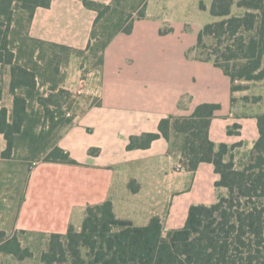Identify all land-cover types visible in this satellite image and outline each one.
<instances>
[{"label":"trees","instance_id":"16d2710c","mask_svg":"<svg viewBox=\"0 0 264 264\" xmlns=\"http://www.w3.org/2000/svg\"><path fill=\"white\" fill-rule=\"evenodd\" d=\"M147 1L143 0L144 8L138 12L136 20L145 18ZM50 2L0 0V64L9 67V92L13 96L10 112L5 107L0 108V134L6 143L2 159L11 157L14 140L25 128L28 129V98H36L42 109V124L49 131L45 134L46 139L56 127L74 121V117L66 118L65 114L69 111L66 107L69 99L75 96L59 88V84L63 79L61 67L76 52L32 39L27 33L34 11L48 8ZM118 2L114 0L112 5H101L82 0L86 8L97 12L94 44L100 40L95 31L97 23ZM233 7L241 13L233 14ZM201 8L205 10V6ZM209 13L220 20L204 25L199 31L192 49L199 53L193 59L219 68L230 80L231 94L247 89L242 82L264 84V0H211ZM133 22L130 20L116 33L130 34ZM18 28H23V35ZM170 32L172 29L159 34ZM116 33L101 45L98 68L102 64L101 53ZM38 63L44 67H39ZM46 70L51 74L46 75ZM38 81L40 86L48 85L46 96L36 89ZM231 102L234 99L231 98ZM218 110L219 104L203 103L197 105L189 116L163 118L158 123L157 133L130 136L126 149L145 150L153 141L163 138L168 145V154L179 156L180 168L191 175L199 164H212L219 175L215 187L225 188V196H220L210 206H190L184 226L165 235L158 217L139 227L129 220L116 218L110 201L89 206L80 230L69 226L65 234L49 236L48 249L41 254L40 262L264 264V113L256 117L258 138L247 163L241 169H235L231 161L224 162L227 146L220 144L216 149L209 140V126ZM45 138L41 136L42 140ZM94 152L96 149L91 150ZM43 162L78 165L58 146L50 149ZM0 253L19 262L33 258L29 249L21 247L16 235L2 230Z\"/></svg>","mask_w":264,"mask_h":264},{"label":"crops","instance_id":"0c3cea01","mask_svg":"<svg viewBox=\"0 0 264 264\" xmlns=\"http://www.w3.org/2000/svg\"><path fill=\"white\" fill-rule=\"evenodd\" d=\"M87 1L101 5H112L114 2ZM96 18L97 12L86 8L82 0H51L48 8H37L34 11L28 28L30 38L76 52L61 67L63 79L59 88L77 94L78 97L71 124L56 127L59 131L57 134L53 133L56 129L51 132L46 139V147L36 157L30 155L32 151L29 145L32 142L25 143L27 149L24 150L29 155L20 162H12L32 165L26 174L25 191L12 227L8 231L4 229L0 215V230L16 235L22 248L31 250L38 245L39 248H45L51 234H65L69 226L80 230L86 208L105 201L111 202L116 218L129 220L135 226H145L151 218L158 217L165 235L170 230L184 226L190 206H210L220 196H225V188L215 187L219 175L215 173L212 164H199L191 175L178 168L179 156L168 154V145L163 138L153 141L145 150L126 149L130 136L157 133L158 123L163 118L189 116L197 105L203 103L219 104L220 110L214 114L208 136L216 149L220 144L227 146L224 162L231 161L235 169H241L247 163L258 138L257 116L240 114L248 103H244L245 98L241 100L243 96H236L244 91L231 94L230 80L228 98L214 99L210 92L198 101L190 96L180 97L176 102V111L174 108L157 112L154 97H150L149 92L146 98H130L124 93V89H129L124 83L120 86L122 90L117 87L116 90L105 91L97 83H101L104 78L106 64L117 62L118 51H115L119 41L122 37H131L135 23L141 20L133 22L130 34L118 32L111 38L101 53L102 64L96 70L94 65H87V62L89 64L92 61L90 53L94 45ZM9 85V67L0 64V108L5 107L10 112L13 96L9 92ZM147 85L144 84V87L147 88ZM47 87L40 86L38 81L36 89L46 96L49 93ZM81 87L82 92L78 94ZM231 98L234 102H231ZM26 102L39 106L36 98H28ZM28 115H31L29 110ZM38 115L42 116V111ZM234 125L239 128L232 130ZM229 131L235 133L229 135ZM24 132L32 136L40 134L34 128H25ZM24 132L17 137H21ZM53 146L68 153L78 165L43 162V157ZM5 147V140L0 134V164H12L9 159L16 147L9 159H2L1 153ZM92 149H96V152L91 153ZM167 158H176L170 176H184L182 181L188 183V187L181 185L176 191L171 190V185L170 196L167 195ZM156 160L159 166L155 169L148 168L139 174L124 170L127 164H151L150 161L155 163ZM3 175L14 180L12 173L4 172Z\"/></svg>","mask_w":264,"mask_h":264},{"label":"rangeland","instance_id":"374dc122","mask_svg":"<svg viewBox=\"0 0 264 264\" xmlns=\"http://www.w3.org/2000/svg\"><path fill=\"white\" fill-rule=\"evenodd\" d=\"M142 4L143 0H119L116 7L102 16L95 28L100 40L91 48L92 61L89 64L87 62V65L90 67L94 65L95 69L98 70L97 61L100 56L101 45L112 34L127 26L130 20L135 21L138 12L144 8ZM210 4L211 0H148L147 17L135 23L131 37H122L123 39L119 41V46L115 51L116 53L118 51L117 62L112 61L106 64L104 78L102 77V82H98L97 85H102L104 90L108 92L112 89L116 90L117 87L121 89L120 86L124 83L129 88L128 90L124 89V93L130 98H142L144 96L146 98V93L149 92L150 97H154L157 112L174 109L178 99L185 96H190L194 101H198L204 94L210 92V96L214 99L228 98L229 79L211 64L198 63L193 59L199 53L192 50L196 44L199 31L204 25L220 20V18L210 15ZM202 5L205 6V10L201 8ZM232 13L240 14L241 11L233 7ZM24 25L25 22L23 21ZM170 29L172 32L165 36L159 34L160 32L166 33ZM18 30H21V35L24 34L23 28H18ZM126 60H128V64ZM43 65L38 63L39 67H44ZM262 65L264 67V57ZM47 74H51L50 70H46ZM133 82L135 84H131ZM144 84L147 85V88L144 87ZM244 86H247V89L243 90L244 92L240 95H236L243 96L241 100L247 98L244 103L248 104L240 114L252 116L263 114L264 84L247 83ZM73 95L75 98H70L66 105L71 117L77 107L78 97L77 94ZM29 111H31V115L27 119L28 128L29 130L34 128L40 134L32 136L24 132L21 137H16L14 140V148H16L13 156L9 159V163L20 162L29 155L24 150L26 148L24 144L29 141L32 142V145H29L32 157H36L40 150L47 145L45 134L49 132L48 127L43 126L41 122L43 116L38 115L42 111L41 107L30 104ZM236 129L233 127L232 130ZM58 131L56 129L53 133L57 134ZM232 132L235 133V131ZM42 135L44 140L41 139ZM174 161L176 158H167L166 168L169 182H167V195L169 196L171 190L176 191V188L181 185L188 187L187 181L185 183L182 181L184 176H170ZM149 163L151 164H127L124 166V170L128 173L139 174L147 171L148 168L155 169L159 166L158 161L155 163L150 161ZM31 165L0 164V215L3 228L7 231L11 229L14 217L20 207L22 194L25 191L26 174ZM4 172L12 173L14 180L2 176ZM48 243L49 239L45 248H39V245L32 248L30 251L34 253V257L25 259L23 263L17 262L14 257L0 254V264H42L40 256L47 251Z\"/></svg>","mask_w":264,"mask_h":264},{"label":"built area","instance_id":"2783aa9c","mask_svg":"<svg viewBox=\"0 0 264 264\" xmlns=\"http://www.w3.org/2000/svg\"><path fill=\"white\" fill-rule=\"evenodd\" d=\"M82 89H83V87L80 88L78 94H80V93L82 92ZM65 117H67V118L71 117L70 113L67 112V113L65 114ZM178 168H180V165L178 166Z\"/></svg>","mask_w":264,"mask_h":264}]
</instances>
